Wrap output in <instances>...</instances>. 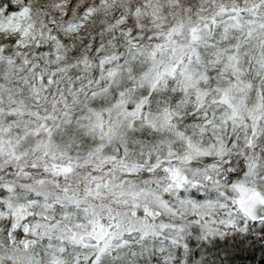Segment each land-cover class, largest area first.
I'll list each match as a JSON object with an SVG mask.
<instances>
[{
  "label": "snow or ice",
  "instance_id": "6c2138e0",
  "mask_svg": "<svg viewBox=\"0 0 264 264\" xmlns=\"http://www.w3.org/2000/svg\"><path fill=\"white\" fill-rule=\"evenodd\" d=\"M0 264H264V0H0Z\"/></svg>",
  "mask_w": 264,
  "mask_h": 264
}]
</instances>
